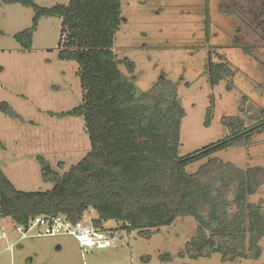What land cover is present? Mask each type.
Segmentation results:
<instances>
[{"label": "rangeland", "instance_id": "1", "mask_svg": "<svg viewBox=\"0 0 264 264\" xmlns=\"http://www.w3.org/2000/svg\"><path fill=\"white\" fill-rule=\"evenodd\" d=\"M33 2L52 7L68 0ZM33 15L32 7L0 0V105L14 112L0 109V169L18 190L46 191L53 183L43 179L42 165L63 174L86 155L90 142L84 119L68 114L81 104L83 91L77 63L57 57L60 19L40 18L29 49L14 37L32 27ZM121 16L114 41L118 67L138 92L161 77L175 84L185 112L181 155L229 136L239 119L247 125L263 116L264 0H121ZM125 58L134 63L131 74ZM209 61L223 64L217 83L211 82ZM250 140L213 156L240 168L264 169V130L252 131ZM205 161L188 165L187 172ZM248 200L264 209V185ZM104 226L116 227L114 221ZM2 227L0 264H264V236L258 259L222 261L217 252L193 258L186 250L198 232L192 217L177 218L150 238L118 229V243L103 250L81 251L68 235L18 239L10 219H0Z\"/></svg>", "mask_w": 264, "mask_h": 264}, {"label": "trees", "instance_id": "2", "mask_svg": "<svg viewBox=\"0 0 264 264\" xmlns=\"http://www.w3.org/2000/svg\"><path fill=\"white\" fill-rule=\"evenodd\" d=\"M2 1L34 9L32 27L14 35L24 49L32 46L40 18L60 19L57 57L77 63L83 91L81 104L68 114L84 119L90 150L63 174L44 163L43 179L53 183L46 191L18 190L0 169V219L26 225L38 216H62L77 223L87 214L95 227L114 221L117 229L150 238L175 219L192 217L198 232L186 250L193 258L217 252L222 261L258 259L264 209L248 198L264 185V169L240 168L213 154L248 146L252 131L264 130V111L247 125L239 119L237 129L216 143L181 155L185 112L175 84L161 77L138 92L118 67L114 41L122 23L121 0H68L52 7ZM124 62L131 74L134 63ZM209 68L211 82L217 83L223 64L209 61ZM0 109L14 115L4 102ZM200 160L206 161L187 172Z\"/></svg>", "mask_w": 264, "mask_h": 264}, {"label": "built area", "instance_id": "3", "mask_svg": "<svg viewBox=\"0 0 264 264\" xmlns=\"http://www.w3.org/2000/svg\"><path fill=\"white\" fill-rule=\"evenodd\" d=\"M85 220L86 215L82 221L77 223H72L62 216H38L26 225L16 224L15 229L19 235L18 239L41 236H72L81 251L85 248L103 250L118 243L119 236L116 228L106 229L105 226L98 228L92 224L91 217H89V223H85ZM5 237L6 233L2 227L0 239Z\"/></svg>", "mask_w": 264, "mask_h": 264}, {"label": "clouds", "instance_id": "4", "mask_svg": "<svg viewBox=\"0 0 264 264\" xmlns=\"http://www.w3.org/2000/svg\"><path fill=\"white\" fill-rule=\"evenodd\" d=\"M114 228H116V227H114ZM117 229V228H116ZM118 230V229H117Z\"/></svg>", "mask_w": 264, "mask_h": 264}]
</instances>
